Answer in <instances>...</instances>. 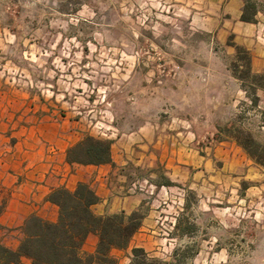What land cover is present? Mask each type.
I'll use <instances>...</instances> for the list:
<instances>
[{
	"label": "rangeland",
	"instance_id": "1",
	"mask_svg": "<svg viewBox=\"0 0 264 264\" xmlns=\"http://www.w3.org/2000/svg\"><path fill=\"white\" fill-rule=\"evenodd\" d=\"M190 17L176 0H0V145L110 143L145 219L118 264L133 247L134 264H264V167L240 144L264 142V91L254 105L244 49Z\"/></svg>",
	"mask_w": 264,
	"mask_h": 264
},
{
	"label": "crops",
	"instance_id": "2",
	"mask_svg": "<svg viewBox=\"0 0 264 264\" xmlns=\"http://www.w3.org/2000/svg\"><path fill=\"white\" fill-rule=\"evenodd\" d=\"M264 3V0H257ZM178 7L191 12L190 23L204 32L218 35L223 41H231L249 53L251 71H264V8L257 5L252 20L243 21L245 0H176ZM196 20V21H195ZM6 140V139H4ZM66 149L50 148L22 138L0 145V243L15 249L21 233L20 227L30 215L47 221H55L58 208L47 200L55 188L75 189L78 182L87 183L99 201L91 206L95 215H107L123 211L130 213L142 202L137 194L129 192V184L119 183L112 164H69ZM119 180V181H115ZM145 219H143L144 222ZM142 222V223H143ZM97 242L95 234H89L83 251L92 252ZM32 264L21 257L18 263Z\"/></svg>",
	"mask_w": 264,
	"mask_h": 264
},
{
	"label": "trees",
	"instance_id": "3",
	"mask_svg": "<svg viewBox=\"0 0 264 264\" xmlns=\"http://www.w3.org/2000/svg\"><path fill=\"white\" fill-rule=\"evenodd\" d=\"M245 10L246 5L240 19L249 21L251 18L245 15ZM243 52L246 55L244 70L237 78L242 83L245 78L252 80L248 88L251 102L257 105L256 92L264 91V71L253 73L250 56L247 51ZM260 113L264 116V110ZM240 144L250 159L264 167V142L255 141L247 134ZM66 160L81 165L112 163L110 143L87 136L67 150ZM47 200L58 208L56 220L47 221L34 214L28 216L20 227L21 236L15 249L0 243V264L18 263L21 257L29 258L32 264H118L112 252L127 249L143 219L138 210L95 215L91 206L99 197L85 182H78L73 190L52 189ZM89 234H95L97 242L92 252H85L83 244ZM139 254L144 255L142 248H131L129 264H134Z\"/></svg>",
	"mask_w": 264,
	"mask_h": 264
}]
</instances>
